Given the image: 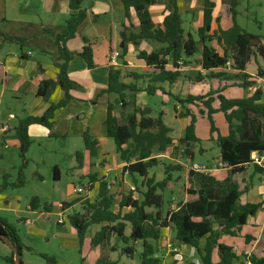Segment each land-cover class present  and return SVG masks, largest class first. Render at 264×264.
Instances as JSON below:
<instances>
[{
	"label": "trees",
	"instance_id": "16d2710c",
	"mask_svg": "<svg viewBox=\"0 0 264 264\" xmlns=\"http://www.w3.org/2000/svg\"><path fill=\"white\" fill-rule=\"evenodd\" d=\"M124 6V16L130 23L122 24L120 32L121 42L119 51L124 60L123 65L109 69L108 87L103 92L115 96V100L107 102V118L104 123L106 137L112 139L116 152L125 164L123 174L131 177L134 190L129 194L116 195L112 191V183L104 177L97 180L91 176L90 190L98 184V193L94 200H84L78 197L69 203H62V211L74 209L79 205L80 211L70 215L69 223L82 242L92 227L98 230L92 238L93 247H111L110 251L120 249L122 256L130 260L139 258L140 264H162V259L156 257L157 244L161 241L164 232H174L177 243L195 248L200 256L201 264H215L213 251L216 250L220 259L219 264H233L236 258L232 248L219 244L221 234L237 236L250 217H254L261 209L262 204H242L241 197L247 188L241 189L238 182L228 178L220 181L214 176L188 169L184 185L185 201L176 209H166L168 202L164 193L173 180L172 172L182 171L181 166H165L166 177L156 181L150 177L149 172L162 164L159 156L168 153L174 147L175 140L171 136L172 129L164 121V113L152 117L145 109L137 108V95L145 93L154 96L161 92L172 97L181 107L180 118L190 117V124L185 128L181 139L186 146L201 144L202 140L196 134L197 117L189 106L197 107L202 104L207 110V119L210 124V141H214L220 150V160L231 168L232 175L244 173L253 167L255 173L262 174V168L253 164L254 152L264 153V94L258 88L248 97L230 99L223 95L228 87H240L246 91L254 88L258 81L264 79V67L258 66L256 76L246 72L251 58L256 53L264 61V45L254 49L251 46L253 39H260L246 32L238 23V8L242 0H226L233 25L228 30L219 29L212 32L214 12L217 0L203 1L202 26L197 35L186 33L184 21L178 0H167L168 14L160 25L155 24L150 9L159 3V0H119ZM70 16L66 20L64 30L54 35V45L59 50V56L53 59L55 67L59 70L58 81L51 79L41 80L38 84L37 96L48 102L50 95L60 85L65 97L57 104L51 103L42 116H27L21 119L15 127V134L20 142V156L24 165H27L26 155L32 141L29 136V127L40 125L52 131L55 113L65 108L71 101L70 91L78 87L69 79L68 67L74 57H82L88 68H94L93 49L91 45L83 48L82 52H72L67 48L68 41L77 36L79 28L86 20V11L83 9L84 0H67ZM134 13L138 26L131 23V13ZM217 23L219 18L216 19ZM7 40L23 44L19 38ZM156 45L152 51L140 49L142 43ZM137 50L136 58L143 62L151 73L140 75L136 72L123 73L122 67L128 66L126 57L130 46ZM198 54L201 55L200 65L202 71L194 78L196 83L214 79L234 81L233 85H224L222 89L210 91L206 95H188L184 98L167 94L161 84L174 85L180 79L187 77L183 72L184 66L191 62ZM231 66L227 67V62ZM133 79V82H127ZM221 81V82H222ZM145 83L146 86H138ZM215 103H219L215 107ZM120 108V111L117 108ZM178 111L175 106V112ZM222 113L228 125L227 135H222L217 127L214 115ZM52 137H57L51 134ZM85 150L91 157L97 155L98 141L87 133L83 136ZM79 167L82 165L83 153L77 152ZM56 173V174H55ZM58 173V175H57ZM138 178L142 183L138 184ZM53 180L60 181V170L53 168ZM19 182L14 187L24 186ZM141 190V198L135 199L133 191ZM89 190V191H90ZM40 208L45 213H51L52 206L41 204L39 198L31 200V211ZM129 230V232H127ZM1 237L8 240V244L17 249L20 261L22 245L16 229L5 219L0 217ZM206 238V245L200 249L199 242ZM115 239L118 246L111 245ZM120 241V242H119ZM141 244L140 252L137 244ZM122 244V245H121ZM9 264H16L14 258L7 259ZM50 264H55L50 259ZM253 264H264V260ZM21 264L22 261H21ZM195 264V263H192Z\"/></svg>",
	"mask_w": 264,
	"mask_h": 264
},
{
	"label": "crops",
	"instance_id": "0c3cea01",
	"mask_svg": "<svg viewBox=\"0 0 264 264\" xmlns=\"http://www.w3.org/2000/svg\"><path fill=\"white\" fill-rule=\"evenodd\" d=\"M33 1L41 10L39 12L35 11L34 13L30 12L29 14L32 16L30 20H19L16 25L18 27H15V29H7L8 26L16 23L15 20H17L7 15L9 13L8 11L12 9H6L4 14L0 15V23L7 24V27L0 37V115L4 114L6 116V124L3 126L9 127L5 132L0 131V137L3 139V142H10L11 145L18 149L20 148V142L14 131L17 125H11L10 122H12V120L20 121L27 116H42L50 107L51 103L57 104L65 97L64 91L58 84L50 95L48 102L38 97L37 93L38 84L41 80L51 79L54 82L58 81L59 70L55 67L53 59L59 56V50L54 45V37L51 36L49 32L53 33L55 36L63 32L65 22L70 16L69 4L67 0ZM203 1L204 0H178L182 18L185 23L184 28L186 33H191L196 36L195 32L197 33L198 29L202 26ZM223 2L225 3L226 0H220V3L219 0L216 1L217 6L214 12L211 33L217 32L219 29L228 30L233 25L232 22V25L228 27L226 23L222 21L217 23L216 21L217 18L220 19L221 9H224L227 16L225 21L230 16L227 4L224 5L225 8H221V3L223 4ZM166 3L167 0H159V3L150 9L152 18L157 25H160L164 17L168 14ZM83 9L86 11V20L79 28L77 36L68 41L67 48L72 52L80 53L85 46L91 45L95 66L90 69L82 57L76 56L73 58L69 63L68 76L78 87L70 91L72 97L70 103L65 108L55 113L52 131L40 125H32L29 127V136L32 144L36 142L37 139L38 141H43L44 139L48 141L64 139L65 142L70 140H84L83 136L85 133L97 140V155L95 157H91L90 153L83 149L88 153L91 159L95 160L93 163L89 164L90 169L93 171L90 172L89 170L88 175H86L89 187V184L92 182L91 176H94L97 180H101L105 177L108 182L110 171L120 172L124 177L129 176L123 174L125 164L120 162L118 165L116 157L119 156L117 152L116 154L103 152L102 144L109 140L106 137L104 127L107 118V102L109 99L112 101L115 100V96L109 97L103 93L108 87L109 69L111 68L109 65V56L112 51H119L122 24L129 25L130 22L125 19L124 6L119 0H84ZM195 9L198 10L195 12ZM131 18V23L137 27L138 22L133 12L131 13ZM190 25L192 29L193 27H195V29H189L191 28ZM24 31L26 33H23ZM4 36L23 39L26 42L23 45L28 44L29 48L24 50L22 45V50L20 51L16 49L15 45L17 44L15 42L7 40ZM144 43H142L140 47L143 50H147L143 48ZM136 54L137 50L131 45L126 57V62L127 64L131 62L132 65L128 64V66L122 67L123 73H125V69L130 66L137 65L136 67L142 69L146 68L145 64L136 58ZM186 69L193 70L191 67ZM246 72L248 73L247 70ZM186 73L188 74L189 72L187 71ZM187 74H185V76ZM186 78V80L180 79L178 83L174 84L175 90L181 89L180 93L183 94L182 98L190 94L197 96V94L191 93V87L195 84H201L207 81L196 83L191 76H187ZM231 83L232 82L229 81L230 85L227 83V86L233 85ZM230 88L234 87H228V89ZM254 90L255 87L249 89V92H251L249 96L255 92ZM145 95V93L138 94L137 108L146 109L144 105L145 102L140 100V97ZM3 104H6L4 108ZM176 106L179 110L180 106L178 103ZM162 112L165 114V111ZM193 113L195 114L194 111ZM202 114H205V117H207V111H202ZM175 119L183 118L175 114ZM189 124L190 123L187 121L184 125V129ZM51 134H55L57 137H52ZM209 138L208 141H210ZM158 158L162 164H164V159L168 157L166 155H160ZM190 158H192V156ZM110 161L115 162L117 167L109 168L108 163H110ZM84 162L85 158H83L82 165L78 167V170L85 169ZM188 169H191L190 166H186V169H184L186 174ZM208 171L211 173L210 175L220 181L231 178L233 181L240 184L241 189L245 188L243 181H246L248 189H246L245 193L242 195L241 203L262 204L263 206L254 217L248 219L247 224L241 228L237 236L221 234L218 240L219 244L232 248L236 256L233 260V264H245L249 258L256 262L264 260V172L262 174L255 173L254 168L250 167L244 173L232 175L231 168L221 162L220 159H218L216 164L212 165ZM246 178H248V180ZM256 178L259 179V183L255 182ZM124 183H126V185L128 184L127 181ZM120 184L121 186H125L123 183ZM97 186L98 184L95 183L94 188L88 191V196L83 197L84 200H94L96 198L98 193ZM134 188L135 185L130 187L129 191H123L121 194H129ZM133 197L135 199H140L136 191L133 192ZM184 201L185 192L183 202ZM77 207H79V205ZM65 211H62V213ZM23 223L26 224L27 221H23ZM160 242L162 244L159 247ZM159 243L157 244L158 251L156 257L162 259V264H181L184 261H187L189 264H201L200 256L195 248L177 243L174 232H164ZM205 245L206 238L199 242L200 249H203ZM170 246L178 249L179 254L175 255L172 250L169 249L171 248ZM170 255L173 256L171 257ZM169 256L170 258H168ZM116 261L120 260L118 259ZM116 261L111 262V260H109L106 264H115L117 263ZM219 261L220 259L217 252L214 250L213 262L219 264Z\"/></svg>",
	"mask_w": 264,
	"mask_h": 264
},
{
	"label": "rangeland",
	"instance_id": "374dc122",
	"mask_svg": "<svg viewBox=\"0 0 264 264\" xmlns=\"http://www.w3.org/2000/svg\"><path fill=\"white\" fill-rule=\"evenodd\" d=\"M225 4L226 2L221 3V8H225ZM6 9H12L8 11L9 13L7 15L17 20H15L16 23L8 27L7 24L0 23V37L6 27L7 29H15V27H18L16 25L19 20H30L32 19V16L29 14L30 12L34 13L35 11L39 12L41 10L40 7L35 5L33 0H0V15H3ZM197 10L195 9V12ZM226 17L224 9H221L219 22L222 21L229 27L232 25V18L229 16L225 21ZM237 23L246 32L260 38L258 39L260 43L254 46V49L260 45H264V0H242L238 8ZM189 29L194 30L195 27ZM23 33L26 32L24 31ZM195 34L197 35L196 32ZM16 44V49L21 51L23 44ZM28 48V44L23 45L24 50ZM143 48L151 51L153 48H156V45L144 43ZM200 60L201 55L198 54L190 63L183 65V72L187 74L186 72L188 71V77L191 76L192 79L196 78L198 73L202 71ZM136 66L126 68L124 72L127 75L134 72L140 75L151 73V70L148 68L142 69ZM258 66L264 67V61L255 51V55L251 58L247 69L248 73L257 75ZM188 67L193 68V70L186 69ZM186 79V77L182 78V80ZM221 81L209 79L205 83L195 84L191 87V93L197 94V96L206 95L210 91L222 89L227 83L230 85L229 81ZM234 81H230L232 82L231 84ZM127 82H133V79H127ZM143 84L146 86L145 83ZM143 84L138 83V86L141 87ZM161 87L167 94L178 97L183 96L180 93L181 89L175 90L174 85L171 86L165 83L161 84ZM263 87L264 82L262 80L258 81L255 90ZM250 94L251 92L249 90L246 91L240 87L230 88L224 92V95L230 99H241L248 97ZM140 100L145 102V108L151 110L147 114L154 118L162 111H165L164 121L167 126L173 128L171 136L174 137L176 142L167 154H163L168 157L164 159V164L167 166H181L182 171L171 173L173 180L169 183L168 189L164 193V199L168 202L166 209H176L184 200L183 184L186 180V173L184 171L186 166H190L191 168L194 164H198L204 170H207L203 171V173L211 174L208 169L220 159V150L216 143L214 141H208L210 124L207 117H205L206 115L202 114V111L206 112L207 110L202 104H199L197 107L189 106L198 118L196 133L202 140V143L186 146L185 143L181 142V139L185 134L184 125L187 121L190 123L191 119H175V114L179 116L181 111V107H179V110L175 112L177 102L172 97L161 94V92L154 96H148L146 94L145 96H141ZM5 105L3 104V108ZM214 106L218 107L219 103H215ZM117 109L120 111L119 107ZM214 120L221 134L227 135L228 126L224 115L222 113L216 114ZM5 121L6 116L4 114L0 115V126L6 124ZM10 123L11 125H18L19 121L12 120ZM83 149H85L84 140H70L65 142L64 139L49 141L46 139L38 141L37 139L36 142L31 144L29 152L26 155L27 165H24L19 149L11 145L10 142H3V139L0 137V217L13 226L20 237L22 245L21 261L23 264H50V259H53L55 264H106L109 260L115 262L118 259L120 261H116L117 263L115 264H140L137 256L134 260H129L127 257L121 255L120 249L117 252H112L109 250L111 247H93L92 238L94 235L92 234L98 230V226L92 227L84 240L80 242L76 232L70 226L69 218L70 215L76 210L80 211L81 208L76 206V208L68 209L63 213L60 209L61 204L64 202L69 203L78 197L88 196V192H84L90 190L88 189L86 175H88L89 170L90 172L93 171L90 169L89 164L95 160L91 159ZM102 149L103 152L116 154V146L112 139L104 142ZM81 151L84 156L83 158H85L84 170H78L77 152ZM191 156L192 158H190ZM116 159L119 165L122 161L120 157H116ZM164 164L150 170L149 176L155 177L156 181H162L166 177ZM116 165L115 162L110 161L108 163L109 168H115L117 167ZM55 166L61 172L60 182L53 180V168ZM108 177L109 182L113 181L111 182L114 185L112 187L113 193L118 196L123 191H129L130 187L134 186L131 178L129 176H122L120 172L110 171ZM246 179L248 180V178ZM125 181H127V185L124 183ZM19 182H24V186H13ZM255 182L259 183L260 181L256 178ZM120 183H123L125 186H121ZM141 183L142 180L138 178L139 186ZM141 190L144 191L143 188L140 189V192L136 191L139 198L142 197ZM34 198H39L42 205L47 203L52 206L51 213H45L42 208L38 211H31L30 203ZM23 221H27V223L24 224ZM119 244L115 239L111 241V245L113 246L119 247ZM161 244L160 242L159 247ZM141 249V244L138 243L137 250L140 252ZM169 249L172 250V248ZM11 258H14L16 262L17 256L15 251L8 243L0 241V264H9L7 259ZM181 264L189 263L184 261Z\"/></svg>",
	"mask_w": 264,
	"mask_h": 264
},
{
	"label": "built area",
	"instance_id": "2783aa9c",
	"mask_svg": "<svg viewBox=\"0 0 264 264\" xmlns=\"http://www.w3.org/2000/svg\"><path fill=\"white\" fill-rule=\"evenodd\" d=\"M122 60L121 58V55H120V52L118 50H115V51H112L110 53V56H109V65L111 67H119L120 66V61ZM231 61H228L227 62V67H230L231 66ZM129 65H132L131 62H128ZM261 81V80H260ZM263 82V80H262ZM262 92L264 94V87L262 88ZM9 129L8 126H3L1 125L0 126V131H7ZM252 161H253V164L257 165L258 167L262 168L263 171H264V153H258V152H254L252 154ZM193 169L196 170V171H207V170H204L203 167H201L200 165H194L193 166ZM84 192H88V191H84ZM172 248V246H170ZM172 252L175 254V255H178L179 254V251L178 249L176 248H172ZM245 264H253L252 260L249 258L247 259L246 263Z\"/></svg>",
	"mask_w": 264,
	"mask_h": 264
},
{
	"label": "water",
	"instance_id": "95a60500",
	"mask_svg": "<svg viewBox=\"0 0 264 264\" xmlns=\"http://www.w3.org/2000/svg\"><path fill=\"white\" fill-rule=\"evenodd\" d=\"M259 43H260V40H258V39H253L252 42H251V46H252V47L257 46ZM123 63H124V60L122 59V60L120 61V65H123ZM150 111H151L150 109H147V108L145 109V112H146V113H149ZM1 238H2V240H3L4 242L9 243L8 240H7L6 238H4V237H1ZM10 246H11V245H10ZM11 247L13 248V250L15 251L16 256H17L16 264H21V261H20L19 255H18V253H17V249H16L15 247H13V246H11Z\"/></svg>",
	"mask_w": 264,
	"mask_h": 264
}]
</instances>
